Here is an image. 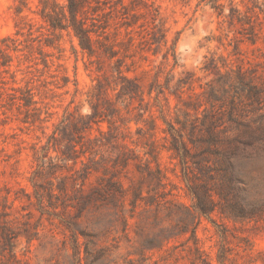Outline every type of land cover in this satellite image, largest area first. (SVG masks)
<instances>
[{"label": "rangeland", "instance_id": "374dc122", "mask_svg": "<svg viewBox=\"0 0 264 264\" xmlns=\"http://www.w3.org/2000/svg\"><path fill=\"white\" fill-rule=\"evenodd\" d=\"M140 1L107 0L103 10L90 8L84 15L88 25L93 17L97 24L109 23L110 37L104 41L119 51L109 59L101 51L92 56L83 52L72 29L52 28L41 15V0H0V39L11 37L8 66L1 64L0 52V251L1 235L10 229L16 235L11 243L20 264H264V219L236 218L220 209L210 216L197 213L180 160L169 149L171 136L165 131V119L175 123L188 112L187 117L194 120L210 108L208 90L216 84L219 70L234 74L242 70L257 81L264 80V26L253 43L240 24L229 25L206 1L145 0L160 8L166 23L168 42L158 46L146 41L152 24L140 26L147 21L145 16L133 27L122 26L125 11L127 19L133 13H145ZM48 2L60 10L66 0ZM224 2L228 13V0ZM169 49L175 51V58L172 54L167 58ZM118 58L123 59L121 65ZM119 71L137 78L143 100L119 97V86L109 89L107 96L118 110L103 115L104 120L87 133L98 141L117 142L118 148L110 151L113 158L119 151L139 155L126 168L112 165L110 159L105 162L110 170L106 176L125 189L122 206L104 201L83 212L72 206L64 211L62 200L76 201L78 195L57 191L51 200L58 206L46 208L59 216L42 214L31 181L38 168L36 149L57 141L51 136L55 131L58 137L63 134L57 128L64 118L76 120L80 113H90L93 86L99 81L116 85L122 80ZM184 71L194 74L192 89L187 86L182 93L170 94ZM149 89H155L152 96ZM30 92L37 102L27 107L20 97ZM263 112L237 116L253 121ZM63 131L80 139L73 127ZM190 164L191 174L201 176ZM158 165L164 174L160 185L147 174ZM60 217L73 225L63 224ZM1 259L5 260L0 255Z\"/></svg>", "mask_w": 264, "mask_h": 264}, {"label": "trees", "instance_id": "16d2710c", "mask_svg": "<svg viewBox=\"0 0 264 264\" xmlns=\"http://www.w3.org/2000/svg\"><path fill=\"white\" fill-rule=\"evenodd\" d=\"M48 1L41 0L42 17L54 29H72L83 52L92 56L101 51L100 53L109 59L118 54L119 51L115 49L114 44L104 41L109 40L110 37L107 33L109 23L97 24L94 21L96 17H93L92 24L88 25L84 16L90 8L94 11L103 10L102 4H106L107 0H94L96 5H91L89 0H66V3L60 6L56 3L60 10L49 7ZM203 1L215 9L229 25L240 24L245 31L243 34L253 43L260 38L264 26V0H241L240 3L228 0V13L225 11L227 5L224 0ZM139 4L145 8V13H133L131 19H127L128 12L125 11L122 26L133 27L138 24L141 17L145 16L147 21L140 26H145L146 23L152 24V30L148 33L150 37L146 41L158 46L167 44V27L160 8L154 2L145 0L140 1ZM124 8L127 9L125 5ZM112 12L111 9L105 14ZM100 28L102 30H99ZM117 34L116 32L115 35ZM9 39L11 37L0 39L3 66H8L11 61L8 51L11 48L8 44ZM133 41V37H130V45ZM15 50H17L16 46ZM169 54L174 58L176 56L175 51L171 52V49L167 52V58ZM117 63L121 65L123 59L118 58ZM44 64L48 65L46 59ZM119 73L122 80L116 85L113 86L110 81H99L93 86L89 99L90 113H80L76 120L64 118L57 128L60 134L61 132L63 134L58 137L55 131L51 136L57 141H48L41 146V150L36 149L38 168L31 181L42 214L59 216V212L49 211L46 208L58 206L51 200L57 191L62 194L72 191L78 195L76 201L62 200L64 211L72 206L83 212L89 205L104 201L116 202L114 204L122 206L125 189L114 177L106 176L110 170L105 162L110 159L108 162L112 161V165L126 168L139 155L134 157L129 155V152L119 151L113 158L110 151L113 152L118 148L117 142L98 141V138H93L87 133L94 124L104 120L103 115L108 116L118 110L107 96L109 89L116 90L119 86V97L128 98L130 101L137 98L143 100L144 91L137 78L128 77L122 74V71ZM184 73V76L177 79L170 94L182 93L187 86L192 89L194 74L191 71ZM217 74L216 84L211 85L208 90L207 102L210 108L204 109L202 117L198 116L192 120L187 117L188 112H186V117L177 118L175 123L165 119L167 124L165 131L171 136L169 149L173 150L180 160L183 178L194 199L197 213L210 216L220 209L221 212L236 218L264 219V123L262 122L264 112L258 120L253 121L241 120L237 116L264 110V80L257 81L256 77L242 70H237L235 74L232 71L219 70ZM154 90L149 89L148 94L152 96ZM160 93L164 95L167 105H170L169 95L164 89ZM20 99L27 107L37 102L32 92ZM102 106L105 109H102ZM163 112L164 109H162V117H164ZM108 122L112 123L110 119ZM67 127H73L79 132L80 139L75 140V137L63 131ZM228 130L235 132L233 135H228ZM101 133L104 134V131L101 130ZM52 150L56 152L55 156L52 155ZM190 162L199 170L201 176L191 174L193 169ZM147 174L154 176L158 185L163 184L164 174L159 165L156 169L149 168ZM6 198L8 199V196ZM61 222L69 227L73 225L62 218ZM1 236L3 243L0 255L5 260L1 259L0 264H20V259L11 243L16 236L15 233L7 229ZM74 238L78 250L80 249L78 236L75 235ZM195 243V250L199 252L197 242Z\"/></svg>", "mask_w": 264, "mask_h": 264}]
</instances>
